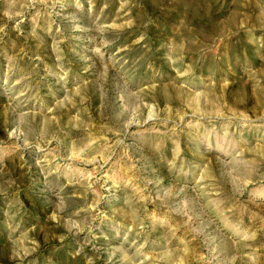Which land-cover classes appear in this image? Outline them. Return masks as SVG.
Here are the masks:
<instances>
[{
    "label": "rangeland",
    "instance_id": "1",
    "mask_svg": "<svg viewBox=\"0 0 264 264\" xmlns=\"http://www.w3.org/2000/svg\"><path fill=\"white\" fill-rule=\"evenodd\" d=\"M0 264H264V0H0Z\"/></svg>",
    "mask_w": 264,
    "mask_h": 264
}]
</instances>
